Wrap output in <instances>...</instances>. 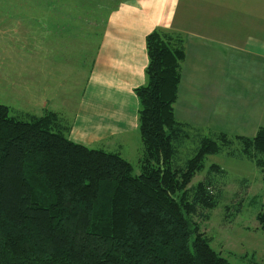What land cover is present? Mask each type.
<instances>
[{
  "label": "trees",
  "instance_id": "1",
  "mask_svg": "<svg viewBox=\"0 0 264 264\" xmlns=\"http://www.w3.org/2000/svg\"><path fill=\"white\" fill-rule=\"evenodd\" d=\"M146 46L137 167L70 141L57 113L0 104V264H232L201 225L223 201L226 171L213 164L193 181L208 156L226 152L254 163L264 186V127L230 136L179 121L185 38L155 30ZM261 197L249 205L264 233V189ZM242 207L227 209L236 217Z\"/></svg>",
  "mask_w": 264,
  "mask_h": 264
},
{
  "label": "crops",
  "instance_id": "2",
  "mask_svg": "<svg viewBox=\"0 0 264 264\" xmlns=\"http://www.w3.org/2000/svg\"><path fill=\"white\" fill-rule=\"evenodd\" d=\"M39 1L41 8L10 12L28 17L24 40L18 34L13 44L25 58L0 59L6 106L16 113H57L73 143L138 166L136 90L146 83L147 37L163 30L185 38L176 105L182 91L197 97L181 106V122L245 137L264 127V0ZM103 15L98 30L91 18Z\"/></svg>",
  "mask_w": 264,
  "mask_h": 264
},
{
  "label": "rangeland",
  "instance_id": "3",
  "mask_svg": "<svg viewBox=\"0 0 264 264\" xmlns=\"http://www.w3.org/2000/svg\"><path fill=\"white\" fill-rule=\"evenodd\" d=\"M37 4L41 8V1L39 0L0 1V59L7 56L9 59H6L8 61L6 62L7 64H10V57L13 52L15 54L14 57L21 59L25 58L26 55L25 48H18L15 45L13 46V44L18 34L24 40L27 28L25 23H22L24 21L22 19L27 20L28 17H22L18 20L13 16L11 18L10 12L12 10H20L19 13H24L30 8L37 7ZM94 5L101 11H105V8L101 4ZM86 7L90 6L84 5V8ZM104 15L91 18L93 22L96 20L98 30L104 24ZM21 23L22 25H20ZM86 34L88 39H85L84 42L90 43L91 36H96L97 33L94 31L93 33ZM87 51L89 52V47L84 48V53H87ZM4 85L8 86V83ZM0 87V104L8 105L10 99L8 94L3 91L5 87L2 85L1 77ZM191 100H197V97L190 96L185 98L182 91L179 103L175 107L176 116L179 121H182L181 117L188 118L181 116L178 112H180L181 106L184 105L183 103ZM195 108H197V105H195ZM203 129L205 131L204 133H207L209 130L212 131L209 128ZM194 147L193 144L190 146V148ZM191 153L193 152H184V155L186 158H189L192 155ZM213 164L220 166L226 171V175L223 176L226 183L221 185L223 201L217 209L210 212L208 219L201 221L203 232L208 234V237L212 239V247L220 251L232 264H264V233L259 229V224L256 220L257 209L249 205L251 199L255 197L262 198L264 186L260 170L254 163L243 157H232L226 152L211 155L206 159V171L196 176L193 181L194 185L205 178L208 174L209 167ZM135 173L140 174L139 169L135 168ZM239 202L243 203L242 213L233 217L232 211L227 209V207L238 204Z\"/></svg>",
  "mask_w": 264,
  "mask_h": 264
}]
</instances>
